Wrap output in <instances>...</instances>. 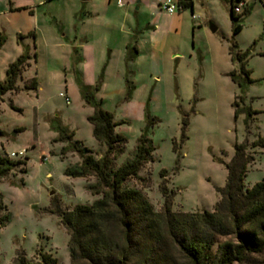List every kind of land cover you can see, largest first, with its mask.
Instances as JSON below:
<instances>
[{
  "label": "rangeland",
  "instance_id": "374dc122",
  "mask_svg": "<svg viewBox=\"0 0 264 264\" xmlns=\"http://www.w3.org/2000/svg\"><path fill=\"white\" fill-rule=\"evenodd\" d=\"M4 1L0 0V81L8 63L25 48L31 58L16 80L17 90L0 96V154L26 158L24 173L15 170L0 180V194L11 213L0 228V264H10L18 252L33 259L38 249L59 264H69L68 233L58 209L99 197L88 187L93 176L65 173L80 160L76 145L92 149L94 157L104 151L92 135L87 120L92 108L82 98L80 83L90 85L101 106L113 114L114 131L127 140L117 164L132 155L140 134L151 140L153 158L139 172L149 182L129 184L140 188L155 210L162 206V184L173 210H211L236 144L244 146L248 157L245 185L264 178V0H241L246 3L239 11L241 30L233 37L228 0H193V16L190 9L182 10L176 47L163 66L152 69L145 54L135 74L117 72L114 58L98 74H93L90 58L85 74L76 73L73 66L63 68L68 48L59 30L77 41V17L72 12L80 0L50 1L48 8L60 19L35 26V46L31 36L17 35L34 30L32 17L23 11L6 12ZM12 1L46 11L42 5L46 0ZM91 2L103 0L86 3ZM133 8L119 11L132 14ZM209 23L216 26L214 32ZM232 38L236 48L246 52L249 81L229 55ZM173 52L176 56L171 57ZM232 70L236 81L231 79ZM31 77H36V89L24 86ZM61 129L71 138L61 136Z\"/></svg>",
  "mask_w": 264,
  "mask_h": 264
},
{
  "label": "trees",
  "instance_id": "16d2710c",
  "mask_svg": "<svg viewBox=\"0 0 264 264\" xmlns=\"http://www.w3.org/2000/svg\"><path fill=\"white\" fill-rule=\"evenodd\" d=\"M228 2L233 37L241 30L238 22L240 14L234 11V7L243 1ZM179 7L180 10L190 9L192 14L193 0H180ZM17 35L33 37L30 32ZM236 46L233 39L229 55L232 60L239 62V71L249 81V70L245 67L246 52L238 50ZM30 58L29 50L25 48L8 63L4 78L0 81V96L6 91L17 90L16 80L29 65ZM73 70L77 73L75 68ZM230 76L236 81V70H232ZM24 86L36 89V77L26 79ZM80 90L82 98L92 108L87 116L92 126V135L104 147V151L94 157L92 149L75 142L78 144L75 149L80 160L65 171L71 177L93 176L94 182L88 187L93 193L99 194L90 203L58 209L60 222L68 233L69 264L264 262V178L250 186L245 185L243 178L248 157L242 144L235 145V157L226 165L225 183L218 189L219 198L211 210H173L172 200L164 184L159 185L163 197L162 206L155 210L141 189L129 184L131 180L139 181L141 186L149 182V178L141 176L139 172L153 158L151 140L145 134H140L132 155L117 164L116 159L124 152L127 140L121 133L114 131L116 123L113 114L101 106L90 85L80 83ZM60 131L61 136L71 138V133L65 129ZM25 160L0 154V180L15 170L24 173ZM164 173L165 170L160 171L161 176ZM10 219L11 213L0 194V228ZM10 264L59 262L50 253L38 249L33 259L27 258L22 252L16 253Z\"/></svg>",
  "mask_w": 264,
  "mask_h": 264
},
{
  "label": "crops",
  "instance_id": "0c3cea01",
  "mask_svg": "<svg viewBox=\"0 0 264 264\" xmlns=\"http://www.w3.org/2000/svg\"><path fill=\"white\" fill-rule=\"evenodd\" d=\"M50 1L42 2L46 10L42 13L35 6L15 5L12 0L4 1V10L28 13L32 17L34 29L40 23L46 22V19L50 18L54 21L60 19L55 11L48 8V5H51ZM89 1L80 0V4L75 6L72 12V16L77 17L76 24L74 23V37L77 41L62 33V28L59 30L65 41L64 47L68 48L67 59L63 64L65 70L73 66L77 71L85 74L86 69L89 68L90 58L93 60L92 72L98 74L100 70L104 68L106 70L110 59L114 58L117 72L123 73L127 70L135 74L145 54L150 59L152 69L163 66L171 48L176 47L175 36L181 25L179 18L182 10L174 13L164 12L160 8L163 0H124L122 6H118L115 0L87 4L86 2ZM133 5L132 14L127 10L119 11L120 8L125 6L129 8ZM19 7L21 9L17 10L16 8ZM27 32L33 34V37H29L32 38L35 46L34 39L37 36L35 29H27L19 33ZM174 56L176 54L173 52L171 57ZM84 80L89 83L88 80ZM67 87L65 86V90Z\"/></svg>",
  "mask_w": 264,
  "mask_h": 264
},
{
  "label": "built area",
  "instance_id": "2783aa9c",
  "mask_svg": "<svg viewBox=\"0 0 264 264\" xmlns=\"http://www.w3.org/2000/svg\"><path fill=\"white\" fill-rule=\"evenodd\" d=\"M179 1L180 0H163L162 3L160 4V8L167 13H174L176 11L180 10L179 7ZM115 3L118 6H122L124 4L123 0H115ZM245 2H239L235 7H234V11L238 12L240 11V7L244 6ZM193 16V14H192ZM60 96H64L63 93L60 92ZM66 98V102H68V98ZM20 153V152H19Z\"/></svg>",
  "mask_w": 264,
  "mask_h": 264
},
{
  "label": "water",
  "instance_id": "95a60500",
  "mask_svg": "<svg viewBox=\"0 0 264 264\" xmlns=\"http://www.w3.org/2000/svg\"><path fill=\"white\" fill-rule=\"evenodd\" d=\"M209 28L213 32L216 30V26L213 23H209Z\"/></svg>",
  "mask_w": 264,
  "mask_h": 264
}]
</instances>
